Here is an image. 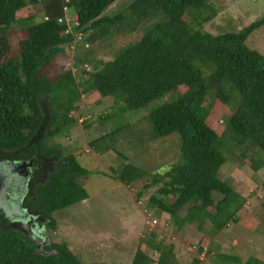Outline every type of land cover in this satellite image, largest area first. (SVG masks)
I'll return each mask as SVG.
<instances>
[{"label":"trees","instance_id":"1","mask_svg":"<svg viewBox=\"0 0 264 264\" xmlns=\"http://www.w3.org/2000/svg\"><path fill=\"white\" fill-rule=\"evenodd\" d=\"M115 1L0 0V162L33 159L46 170L47 179L34 184L25 202L41 217L42 226L53 231V212L88 198L81 178L90 172L73 153L64 154L59 144L49 142L76 121L70 111L81 92L94 90L100 98L114 99L116 111L98 117L102 122L169 94L148 114L153 138L175 134L178 139V159L164 173L127 162L116 150L115 136L128 128L126 122L118 121L109 133L89 141V147L98 153L117 151L123 160L111 167V174H101L125 185L142 180L138 197L160 185L147 207L167 213L177 231L188 222L202 231L208 221V233L216 234L237 222L243 204L220 175L227 155L235 156L230 142L250 151L238 158L240 165L247 162L254 171L264 165L259 153L264 154V55L246 43L264 24V17L236 31L212 34L202 28L216 15L209 0H131L117 13H104ZM30 4L41 9L40 19L20 28L23 36L13 52L10 27L31 20L16 16ZM66 9L73 10L72 30L65 20ZM186 14L192 16L189 21ZM138 28L142 34L137 40L120 47L95 70L86 71L88 76L79 84L71 69L47 75L48 66L76 35L92 44ZM210 94L216 105L233 107L224 116L221 130L208 121L211 106L204 103ZM36 176L38 172L32 182ZM2 219L0 213V264H81L66 243L48 241L37 249L35 241L2 224ZM140 242L130 264H178L174 245L165 236L157 238L153 231ZM144 245L157 256L147 254ZM220 257L230 264H264L254 256L245 261L236 255ZM191 264L204 263L195 257Z\"/></svg>","mask_w":264,"mask_h":264},{"label":"rangeland","instance_id":"2","mask_svg":"<svg viewBox=\"0 0 264 264\" xmlns=\"http://www.w3.org/2000/svg\"><path fill=\"white\" fill-rule=\"evenodd\" d=\"M130 1L116 0L104 13H117ZM209 3L216 9V15L204 23L202 28L212 34L236 31L264 17V0H209ZM40 10L30 4L16 15L17 18L30 17L31 20L14 22L10 27L9 40L13 52L17 50V40L23 36L20 28L39 20ZM65 17L68 28L72 30L75 20L73 10L66 9ZM191 17L186 14L184 18L189 21ZM141 34L142 30L138 28L132 32L98 39L92 44L85 43L80 35H76L70 44L63 46L62 52L48 66L47 75L54 76L61 70L71 69L79 84L88 76L86 71L95 70L101 61L112 59L120 47L137 40ZM246 43L264 55V24L247 37ZM169 97L168 94L145 108L120 112L119 117L102 122L98 117L116 111L114 99L100 98L94 90L81 92L70 111L76 121L49 142L59 144L64 154L73 153L79 163L90 172L81 178L88 198L53 212L55 230L51 231L48 227L37 228L39 235H30L37 243L43 240L64 242L81 264H130L141 245L140 239L154 231L157 238L165 236V241L174 245L178 264H191L195 257L200 258L204 264H230L222 261L221 254L236 255L241 261L251 256L264 261V165L257 171L252 170L247 162L240 165L238 160L250 153L242 151L243 147L230 142L235 156L227 155L229 158L220 169L221 177L228 180L243 198V204L236 213L238 220L230 222L213 235L207 231L210 225L208 221L203 225L202 231L196 227L195 222H188L177 231L167 213L149 209L147 200L156 193L160 185L142 191V195L138 197L144 183L142 180L125 185L101 174H111V167H117L123 160L117 151L123 153L127 162L152 173H164L177 161V136L172 134L153 138L148 131L150 110ZM41 105L44 112H47L43 98ZM204 105L211 106L208 114L210 124L221 130L224 116L233 107L216 105L211 94L207 96ZM118 121L126 122L128 128L115 136L114 146L117 151H93L89 147V141L109 133ZM259 153L264 159V154ZM6 164L0 169L3 180L0 203L7 206L8 201H16L15 195L19 188L10 187V166L7 167ZM6 192L9 193L8 200ZM43 234L47 236L44 238ZM144 251L153 257L157 256L145 245Z\"/></svg>","mask_w":264,"mask_h":264},{"label":"flooded vegetation","instance_id":"3","mask_svg":"<svg viewBox=\"0 0 264 264\" xmlns=\"http://www.w3.org/2000/svg\"><path fill=\"white\" fill-rule=\"evenodd\" d=\"M6 162H7L6 165L10 164V169H9L10 181H11V183H9L10 187L14 189L18 187L19 189L17 192L16 190L10 189L13 192L14 191L16 192V195L14 194L16 197V201L14 203L13 202L10 203L8 201L7 206L1 204L3 207V208L0 207V213L3 215V219L1 220V223L9 225V227L19 229L28 237H30L33 241H35L34 238L30 236L31 234H33L30 226L31 225L30 221L33 220L32 223H34L36 228L37 226L38 227L41 226L40 228L42 229V227L44 228V225L42 226V223L40 221L41 217L34 215L33 209L29 208V205L26 204L25 199L28 196H30L31 193H33L32 188L34 184L43 183L47 179V172L46 170L43 169V167H41L40 164H34L33 159L18 160V161L6 160ZM48 170L53 171L54 170L53 166H50ZM34 172H38V176H36L35 180L32 182V177ZM7 192H6V199L8 200L9 193ZM5 211L8 214L7 217L4 216ZM33 235H35V233ZM44 235L45 234H43V237L45 238ZM47 242L45 240H43L40 243L36 242L37 249H40L42 245H46V244L48 245Z\"/></svg>","mask_w":264,"mask_h":264},{"label":"water","instance_id":"4","mask_svg":"<svg viewBox=\"0 0 264 264\" xmlns=\"http://www.w3.org/2000/svg\"><path fill=\"white\" fill-rule=\"evenodd\" d=\"M4 162H5V163H4ZM3 163H4V164H3ZM6 163H7L6 161H1V162H0V169H1V167H2V164L5 165ZM8 166H10V164H8L7 167H8ZM2 181H3V180H2V177L0 176V184H2V185H0V189H1L2 186H3ZM0 207H2L1 203H0ZM2 208H3V207H2ZM4 216H6V217L8 216V214L6 213V211L4 212ZM11 217H12V216H11ZM32 221H33V220L30 221V224H31L30 226H31L32 233H33V234L35 233V234L37 235V234H38V229H37V228H40L41 226H39V227L37 226V228H36L35 225H34V223H32ZM35 222H36V221H35Z\"/></svg>","mask_w":264,"mask_h":264}]
</instances>
